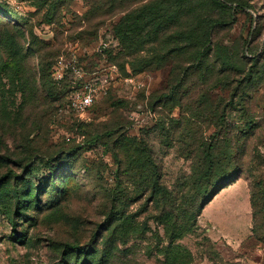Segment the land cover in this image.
Wrapping results in <instances>:
<instances>
[{
  "label": "rangeland",
  "instance_id": "374dc122",
  "mask_svg": "<svg viewBox=\"0 0 264 264\" xmlns=\"http://www.w3.org/2000/svg\"><path fill=\"white\" fill-rule=\"evenodd\" d=\"M151 1L0 0V35L6 39L18 32L25 50L32 46L26 42L31 34L44 41L34 50L36 67L41 55L52 61L75 55L92 71L102 60V43L117 53L114 25L125 8ZM201 1L222 19L213 42L238 53L244 46L259 55L257 65L235 58L239 70L255 71L246 93L257 128L247 129L227 85L172 72L171 66L135 73L127 65L84 114L67 99L71 74L58 85L56 100L39 78L34 99L26 105L21 94L13 105L9 93V109L0 111V181L10 186L12 214L0 209V264H167L161 251L169 239L161 209L148 204V196L129 194L132 180L124 166L117 187L118 160L112 151L122 133L149 139L162 182L178 197L192 189L205 167L206 151L225 164L235 156L240 167L230 183L223 186L220 180L212 186L216 190L200 203L198 229L176 243L192 252L193 264H264V0H224L218 9ZM244 72L231 74L230 82L236 85ZM171 90L175 94L166 105L158 102ZM174 105L179 107L172 110ZM47 158L54 159L57 170L40 183L32 169L46 172ZM15 187L20 188L19 204ZM119 198L137 225L127 241L108 238Z\"/></svg>",
  "mask_w": 264,
  "mask_h": 264
},
{
  "label": "trees",
  "instance_id": "16d2710c",
  "mask_svg": "<svg viewBox=\"0 0 264 264\" xmlns=\"http://www.w3.org/2000/svg\"><path fill=\"white\" fill-rule=\"evenodd\" d=\"M207 1L213 3L217 9L219 6H224V0ZM239 7L242 8L243 5ZM127 9L128 7L114 25V33L119 42L117 53L113 54L110 49H105V54L111 62L117 64L119 71L120 69L126 70L127 65H130L135 73L171 66L172 72L180 71L188 77L197 76L201 80H215L216 85L228 86L232 105L239 101V112L244 116L247 129L257 128L258 122L255 115L250 112L248 104L247 98H250V95L246 93V84L253 81L255 71L239 70L235 58L245 61L253 60V64L257 65L259 55H254L250 48L244 46L238 53L228 45L213 42L214 29L222 19L213 15L208 5L201 0H154L142 3L137 8ZM185 17L186 20H184ZM22 36L26 41L25 33ZM26 42L32 43V46L29 45L25 50L24 45L20 43L18 32L6 39L0 35V111L2 113L9 109L7 103L9 93L13 96V105L16 104L15 98L19 94L23 98L21 105H26L29 100L34 99L38 78L42 81L49 96L55 100L60 97L58 85L64 82L58 83L53 77L57 60L52 61L49 59L50 56L41 55L36 67L33 65L34 50L38 49V45L44 41L31 34ZM99 55L102 57L100 53ZM214 56L216 59L211 63ZM118 59L122 60L118 62ZM242 72L244 76L236 81V85H233L230 82L231 74ZM172 93L175 94V90H171L158 102L166 105L169 98L173 96ZM177 107L179 106L174 105L171 109ZM178 121L172 119L174 124ZM169 142L170 140L166 139V144ZM115 147L117 151L112 152L118 160V175H120L117 178V187L121 185V171L124 166L132 180V188L128 193L133 196H148V204L161 209V223L169 239V245L163 247L161 251L164 253L166 263L193 264L192 252L176 241L198 229V217L201 214L200 203L216 190L212 191V186L218 184L220 180L223 181V186L230 183L240 167L235 156L231 155L225 164L221 156H215L213 151H206L204 153L205 167L199 171L192 189L178 197L162 182L160 165L147 137L140 134L122 133L115 139ZM0 158H2L1 154ZM45 166L46 172L43 174L32 169L40 179V183L50 179L57 170L54 159L47 158ZM9 188L10 186L7 185L2 186L0 181V209L4 208L7 215L12 214L8 196ZM19 189L15 187L12 192L17 204L20 200ZM129 194L124 196L125 200ZM112 196L114 200H117L116 192L113 191ZM120 200L121 198H119L121 207L108 228V238L118 237L127 241L136 232L137 225L130 214L124 213L126 204L121 203ZM73 249L78 251L81 248L74 246Z\"/></svg>",
  "mask_w": 264,
  "mask_h": 264
},
{
  "label": "built area",
  "instance_id": "2783aa9c",
  "mask_svg": "<svg viewBox=\"0 0 264 264\" xmlns=\"http://www.w3.org/2000/svg\"><path fill=\"white\" fill-rule=\"evenodd\" d=\"M107 45L102 43L98 49L102 60L92 71L88 70L83 63L76 59L75 55L60 56L54 66L53 77L58 83H63L69 74L73 76V84L67 92V99L71 108L84 114L100 101L109 91V88L119 76L117 64L111 62L105 54Z\"/></svg>",
  "mask_w": 264,
  "mask_h": 264
}]
</instances>
